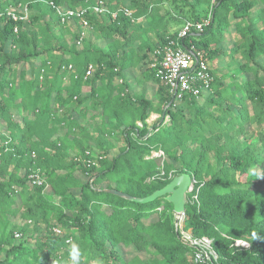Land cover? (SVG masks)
Returning a JSON list of instances; mask_svg holds the SVG:
<instances>
[{
  "label": "trees",
  "instance_id": "obj_1",
  "mask_svg": "<svg viewBox=\"0 0 264 264\" xmlns=\"http://www.w3.org/2000/svg\"><path fill=\"white\" fill-rule=\"evenodd\" d=\"M79 9L94 36L80 45L82 18L63 21ZM171 40L209 63L202 101H172L157 77ZM143 62L156 99L126 79ZM182 173L195 177L183 229L212 240V263L195 261L164 197L100 190L145 197ZM0 264H264V0H0Z\"/></svg>",
  "mask_w": 264,
  "mask_h": 264
},
{
  "label": "built area",
  "instance_id": "obj_2",
  "mask_svg": "<svg viewBox=\"0 0 264 264\" xmlns=\"http://www.w3.org/2000/svg\"><path fill=\"white\" fill-rule=\"evenodd\" d=\"M214 1V0H213ZM106 8L96 6L94 10L96 12H103ZM125 13L131 15V11L127 8L124 9ZM85 10L79 9L77 11L67 10L63 12V21L72 20L74 16L81 17V21L84 25V31L81 33V37L78 41L80 45L83 38L86 36V30L89 29L87 20L82 17ZM11 15L14 19L26 18L27 10L24 16H18L15 10H10ZM116 16V14H113ZM209 20L204 22H193L187 21L179 32V37H185L193 31L202 32L204 25L208 24ZM17 31V30H16ZM160 58L154 63L156 67L157 77L170 89V92L175 99H183L185 96L195 97L198 101H201L206 97L210 90L213 82V75L210 72V65L205 59L204 54L191 48H184L180 42L171 40L162 49L158 51ZM70 68H72L70 66ZM94 72L93 65H90L87 70V76H91ZM122 81V80H120ZM87 154L91 157L101 156L97 153L93 155L91 151H87ZM154 155L162 156L163 151L155 152ZM155 155V156H156ZM93 163L96 164L94 161ZM33 184H42L43 178L39 173H32L30 175ZM193 185L190 187L192 191ZM185 214L179 216L178 228L182 233V239L189 245L195 248L194 259L198 263L211 262L217 257L215 251L212 248V240L208 237L196 238L193 237L189 231L183 229V218ZM57 232H61L56 229ZM17 234V237H20ZM236 246L249 247L250 243L247 240L239 239L235 242Z\"/></svg>",
  "mask_w": 264,
  "mask_h": 264
},
{
  "label": "water",
  "instance_id": "obj_3",
  "mask_svg": "<svg viewBox=\"0 0 264 264\" xmlns=\"http://www.w3.org/2000/svg\"><path fill=\"white\" fill-rule=\"evenodd\" d=\"M174 101V98L172 99ZM195 177L190 173H182L175 176L170 183H168L163 188L155 190L148 196L137 197L129 193L123 192L115 188H104L105 192L117 195L119 197L125 198L132 202L137 203H149L153 202L160 197H164L167 201L174 205V212L176 213L175 223L178 225L179 216L185 214L186 204L188 202V193L190 192V187L194 184Z\"/></svg>",
  "mask_w": 264,
  "mask_h": 264
},
{
  "label": "crops",
  "instance_id": "obj_4",
  "mask_svg": "<svg viewBox=\"0 0 264 264\" xmlns=\"http://www.w3.org/2000/svg\"><path fill=\"white\" fill-rule=\"evenodd\" d=\"M90 27V26H89ZM86 37H94L93 36V29H87L86 30ZM97 43H102V39L97 40ZM146 62H143L137 67L130 68L126 71V79L128 83L131 85V91L133 93H142L145 92L146 96L149 99H156L157 98V90L158 86L154 83V81L146 80L145 75L143 70L146 67ZM161 114L159 112H154L151 114V116L148 119V123L150 126L153 125L154 122H156L160 118ZM164 118V117H163ZM166 120V118H165ZM141 125V123L139 122ZM121 147V143H117V147L115 148L118 149ZM114 151V150H113ZM97 153V152H95Z\"/></svg>",
  "mask_w": 264,
  "mask_h": 264
},
{
  "label": "rangeland",
  "instance_id": "obj_5",
  "mask_svg": "<svg viewBox=\"0 0 264 264\" xmlns=\"http://www.w3.org/2000/svg\"><path fill=\"white\" fill-rule=\"evenodd\" d=\"M233 32H230V34H228V37L229 38H227V41H226V43H227V45H231V43L233 42V38H234V34H232ZM226 45V46H227ZM225 59H227V58H225ZM224 58L221 60V61H219L218 62V65L220 66V68H223L224 66H225V64H226V60H225ZM241 60V59H240ZM243 79V78H242ZM224 82H226V83H228L229 82V80L228 79H226ZM202 101V100H201ZM166 121H168V117H166ZM2 131L4 130V132H8L9 130L8 129H6V125L5 124H3L2 125ZM118 152V149H116V150H114L113 151V153H117ZM154 155V154H153ZM156 155V154H155ZM154 155V156H155ZM156 156H159V155H156ZM194 185V184H193ZM16 221H20V219L19 218H17L16 219ZM131 255H133V254H131Z\"/></svg>",
  "mask_w": 264,
  "mask_h": 264
},
{
  "label": "clouds",
  "instance_id": "obj_6",
  "mask_svg": "<svg viewBox=\"0 0 264 264\" xmlns=\"http://www.w3.org/2000/svg\"><path fill=\"white\" fill-rule=\"evenodd\" d=\"M72 259H73L74 261H76V260H77V257H76V256H73Z\"/></svg>",
  "mask_w": 264,
  "mask_h": 264
},
{
  "label": "bare ground",
  "instance_id": "obj_7",
  "mask_svg": "<svg viewBox=\"0 0 264 264\" xmlns=\"http://www.w3.org/2000/svg\"><path fill=\"white\" fill-rule=\"evenodd\" d=\"M161 117V116H160Z\"/></svg>",
  "mask_w": 264,
  "mask_h": 264
}]
</instances>
